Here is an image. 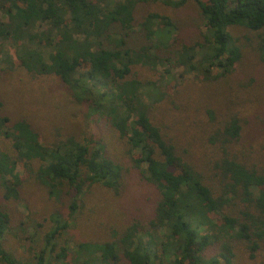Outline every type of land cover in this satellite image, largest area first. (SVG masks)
Returning <instances> with one entry per match:
<instances>
[{"label": "trees", "instance_id": "obj_1", "mask_svg": "<svg viewBox=\"0 0 264 264\" xmlns=\"http://www.w3.org/2000/svg\"><path fill=\"white\" fill-rule=\"evenodd\" d=\"M189 1L0 0L6 19H0V51L14 42L25 76L32 83L55 80L65 111L84 113L95 133H62L59 126L52 142H43L40 129L5 112L0 99V264H231L234 243L244 244L251 259L264 253V170L245 165L232 151L252 120L234 115L218 121L212 110L203 111L206 130L213 125L216 131L178 150L150 119L166 98L162 75L130 77L134 68L155 76L158 67L169 65L195 73L199 82L224 78L242 58L229 29L264 30V0H195L200 24L190 25L196 35L180 45L173 36L183 25L144 9L156 2L182 8ZM10 85L12 78L0 89ZM190 128L180 126L185 134ZM103 133L117 136L127 149L113 154ZM196 142L205 146L204 158L209 147L215 151L205 162L213 178L183 157L193 154L188 147ZM249 152L253 159L252 147ZM17 165L34 174L55 204L47 228L32 237L31 257L4 243L9 227L26 225L7 207L23 184L12 172ZM133 175L155 193L146 214L127 217L110 240L68 238L89 187L100 185L123 198L131 193ZM122 204L127 206L128 197ZM27 224L36 229L33 220Z\"/></svg>", "mask_w": 264, "mask_h": 264}, {"label": "rangeland", "instance_id": "obj_2", "mask_svg": "<svg viewBox=\"0 0 264 264\" xmlns=\"http://www.w3.org/2000/svg\"><path fill=\"white\" fill-rule=\"evenodd\" d=\"M144 9L147 12L170 17L178 26L183 25L181 31L175 32L173 36L177 39L176 44L195 37L196 32L190 26L200 24L195 0H190L182 8H173L156 2L149 3ZM0 19L6 20L2 14ZM200 29L203 30V25ZM229 30L237 40L242 58L234 71L224 78L206 83L199 82L201 79L195 73H187L182 68L168 67L169 65L158 67V74L155 76L151 70L134 68L130 77L158 79V76L162 75L161 91L166 94V98L161 104L153 107L150 111V119L161 126L164 136H169L178 150L183 147L187 150L186 146L190 145L192 139H198L202 134L209 137L216 131L213 125H209L208 131L206 130L205 117L201 116L203 111L212 110L218 121L221 120L220 118L234 115L240 119L252 120V124L243 126V140L240 141V145L233 146L232 151L241 162L246 163L245 165H255L259 170H264V30L251 32L243 27H231ZM0 65L2 68L0 86L9 78H12L13 82L9 88L4 86L0 89V99L5 103V112L32 122L40 129L43 142H52L54 131L59 126L62 127L60 129L62 133L76 131L95 134L93 125L84 113L76 111L74 107L70 113L65 111L67 101L62 99L61 93L55 91V80L42 78L32 83L29 77L25 76L15 58L14 42L8 41L4 44L0 51ZM41 90H45L49 98H46L47 95ZM151 91L155 95L156 90ZM40 94H43V97H40ZM143 100L146 101L145 98ZM200 118L202 123L198 121ZM194 122H196L194 125L196 130L191 133ZM184 124L191 125L188 134L180 130V126ZM251 130H256V135ZM103 136L113 154H119L127 149L123 141L117 140V136L113 137L111 133H103ZM5 144L7 145V142ZM191 144L188 149L193 154L190 156L185 154L183 157L194 162L195 167L206 178H213L211 171L205 167V162L215 154V151L209 147L206 151L208 157L204 158L205 146L202 147L197 142ZM249 147L253 148L255 156L253 159ZM12 172L23 184L19 198L9 201L7 207L15 213V217L19 215L26 225L21 227L15 224L18 228L9 227L4 243L15 249L21 257H29L32 248L36 246L32 244V237L47 228L49 224L46 220L47 215L54 209L55 204L49 199L46 189L36 182L31 171L24 169L22 165H17ZM132 177L131 193L123 198L114 196L111 190L100 185L89 187L79 203L76 227L68 232V238L72 237L77 241L110 240L114 233L121 232L126 226L127 217L146 214L152 205L151 199L155 193L143 185L139 177L136 175ZM127 197L128 204L124 206L122 202ZM211 217L218 225L223 224L219 215L213 214ZM32 220L36 229L27 224ZM232 254L231 264H264V253H257L255 258L251 259L244 244L234 243Z\"/></svg>", "mask_w": 264, "mask_h": 264}]
</instances>
